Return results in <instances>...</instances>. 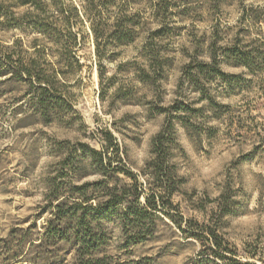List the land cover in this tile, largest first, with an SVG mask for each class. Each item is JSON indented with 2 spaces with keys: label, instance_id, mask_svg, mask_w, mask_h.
Segmentation results:
<instances>
[{
  "label": "rangeland",
  "instance_id": "374dc122",
  "mask_svg": "<svg viewBox=\"0 0 264 264\" xmlns=\"http://www.w3.org/2000/svg\"><path fill=\"white\" fill-rule=\"evenodd\" d=\"M132 1L126 13L136 15L139 36L131 46L108 48L114 57L104 62L102 102L91 38L78 53L81 82H67L72 107L64 105L49 125L20 123L33 106L31 88L5 80L10 74L0 77V264H78L77 242L40 243L50 218L46 207L57 195L61 201L75 186L102 178L90 154L100 145L117 147L108 157L118 170L103 176L108 188L133 184L122 173L128 172L145 196L156 192L152 141L159 134L165 137L160 178L172 175V195L157 191L158 211L148 209L141 195L139 206L128 197L122 208L99 217L97 256L104 264H211L200 261H215L213 232L222 247L236 252L235 260L264 264V0ZM11 12L18 17L25 9ZM244 12L249 16L240 23ZM16 37L25 44L35 35L0 31V55ZM214 40L220 70L237 78L229 84L202 79L198 85L209 89L215 104L203 108L181 81L192 62H209ZM233 45L258 57L256 63L263 59L254 74L227 63L223 49ZM158 49L170 59L161 87L151 60ZM142 70L150 73L144 82ZM229 88L236 93L226 95ZM175 101L185 109L170 110ZM73 232L68 227L62 235L73 240Z\"/></svg>",
  "mask_w": 264,
  "mask_h": 264
},
{
  "label": "trees",
  "instance_id": "16d2710c",
  "mask_svg": "<svg viewBox=\"0 0 264 264\" xmlns=\"http://www.w3.org/2000/svg\"><path fill=\"white\" fill-rule=\"evenodd\" d=\"M133 3L132 0L129 4L122 0L0 1V31L17 29L24 37L29 34L35 35V38L25 44L23 38L16 37L10 45L5 47L6 52L0 55V77L10 74L5 80L26 83L32 91L33 106L31 110L23 113L20 123L22 122L27 126L49 125L59 119L64 105L71 106L67 89H70L72 85L67 84V82L74 78H77L74 84L81 82L82 65L80 64L81 56L78 53L84 49L89 38L92 39L94 46V63L100 88L99 98L102 102L103 79L106 72L104 62H110L114 57L108 54V48L110 46L117 48L131 46L139 36L140 24L136 20V15L126 13L128 7ZM19 8L25 9V12L14 17L11 11ZM111 14L113 22L109 23ZM247 14V12L243 13L240 23L249 16ZM160 33V30L152 33L151 39L153 38L155 41L156 38L160 37ZM215 43L216 40L207 52L209 62H199L196 65H193L192 62L186 67V80L181 81L182 84L189 85L191 92L197 93L196 102L202 103L203 108H211L215 104L210 98H207L209 89L204 86L200 88L202 79L205 82L216 78L228 79L227 83L229 84L230 80L237 78V76L226 75L220 70V63L216 59V50H214ZM23 46L25 50H22ZM16 48H21V50L17 52ZM223 50L229 57L227 63L230 66L243 68L250 74H254L253 67L256 64H262L263 61L260 59L256 63L255 60L258 57L249 56L248 52H241L235 48V45ZM140 57H144V54L140 53ZM151 60L154 65L153 71L159 79L158 87H161L162 80H164L163 75L170 59L165 56L162 50L158 49L153 52ZM141 73L143 74L141 82L149 79V72L146 73L145 70H142ZM234 93H236L235 90L229 88L226 95L230 96ZM177 103L175 101L169 109L176 111L185 109L183 104H179V106ZM164 140L165 137L159 134L152 141L157 158L151 166L153 167L152 177L157 183V191L166 192L169 197L172 195L168 186L172 181V175L169 173L167 176L165 175V182L160 178V172L163 170L161 157L164 154ZM114 150L116 151L117 147L112 144L100 145L99 151L90 149L96 168L95 172L102 178L75 186L73 193L61 201H59L61 197L57 195L55 197L56 204L53 205V202H50L45 209V213L47 212L50 218L46 220L43 226L40 243L50 238L57 239V242H69V244L77 242L75 245L77 247L76 254L79 255L78 264H104L105 258L97 256V245L100 244L102 237L98 222L99 217L122 208L128 203V197H132L133 202L139 206L138 200L141 195H144L143 184L137 180L136 176L128 172L122 173L132 180L133 184L120 188L115 185L110 188L107 187L106 179L103 176H105L106 170L112 168V159L108 157V154L109 151L113 153ZM116 170L118 169L112 168V172ZM157 191L149 196L144 195L145 206L151 211H158L159 208L155 203V200L161 199ZM126 209L128 210V208ZM126 212H123V216H127ZM123 221L125 224V221L129 220ZM68 227L74 231L75 239L73 240L66 239L62 235V232ZM209 235L212 239L210 252L215 261L201 260L200 263L249 264L235 260L233 257H236V252L222 247V239L217 234L210 232ZM80 256L85 259H80Z\"/></svg>",
  "mask_w": 264,
  "mask_h": 264
}]
</instances>
